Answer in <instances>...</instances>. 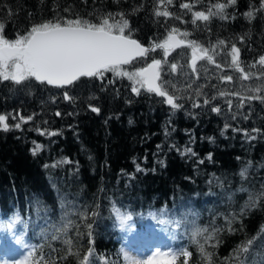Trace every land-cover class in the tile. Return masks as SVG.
I'll return each mask as SVG.
<instances>
[{
    "label": "trees",
    "instance_id": "1",
    "mask_svg": "<svg viewBox=\"0 0 264 264\" xmlns=\"http://www.w3.org/2000/svg\"><path fill=\"white\" fill-rule=\"evenodd\" d=\"M216 3L227 0H0L9 39L46 21L98 23L111 13L115 22L123 13L125 34L142 45L152 48L176 28L187 33L179 40L195 41L213 58L193 72L190 48L174 51L167 63L157 48L123 67L161 59V82L182 105L175 110L144 88L137 95L131 81L111 72L66 89L0 81V115L9 125L0 128L1 246L23 251L27 264H125L127 246L146 239L170 259L181 248L190 253L175 264H264V8L261 0H236L192 23L193 12L216 13ZM156 10L173 15L157 17ZM233 45L247 80L232 64ZM113 205L132 214L134 227H114ZM168 219L175 223H158Z\"/></svg>",
    "mask_w": 264,
    "mask_h": 264
},
{
    "label": "snow or ice",
    "instance_id": "2",
    "mask_svg": "<svg viewBox=\"0 0 264 264\" xmlns=\"http://www.w3.org/2000/svg\"><path fill=\"white\" fill-rule=\"evenodd\" d=\"M161 4L164 0H159ZM168 4L172 0H167ZM236 3V0H227V3H216L213 7L216 13L211 11L206 14L204 11H195L192 13V23L196 21H208L211 15L222 14L224 9ZM181 8L191 10L187 3L181 4ZM261 8H264V0H261ZM157 17H171L173 14L165 11L156 10ZM248 17H252L253 13H246ZM115 16L119 20L113 22V14L109 13L107 16L100 19L98 23L79 17L74 19H64L56 21H46L43 23L34 24L25 34H17L16 38L9 39L4 35V25L0 23V81H11L15 85H22L24 82L35 80L41 84L52 85L55 87H66L74 84L82 77H96L103 79L107 72L113 73L118 77H126L132 82V92L137 95L140 94V89L144 88L147 92L155 93L157 96L163 97L172 109H179L182 105L177 103L179 97H174L166 90L164 82H161L162 60L152 59L151 63L136 68L133 71L124 70L122 66L129 65L137 57H145L150 51L149 48L143 47L137 40L133 39L131 33H126L129 29V22L124 18L123 13H116ZM179 18V17H177ZM177 34L186 36L187 33H180L178 29L173 28L167 35V38L162 42L154 43L151 50L160 48L163 49V56L167 63V56L170 48L179 47L183 41L177 40ZM221 44L223 41L220 42ZM191 48V68L196 72L197 60L207 58L210 62L212 56L208 54L207 48H202L195 41L188 42ZM239 48L235 45L231 47L230 55L232 57V64L237 71L243 75V79L250 78L249 73H245L244 69L239 64ZM259 65L264 66V56H261L258 61ZM220 67L219 64L216 65ZM256 65L253 64L252 67ZM177 65L171 64V70L176 71ZM223 80L231 81V76L222 77ZM159 82V83H158ZM258 92L259 89H256ZM223 95V93H221ZM255 99L257 97H251ZM65 100H72V97L67 91L64 92ZM205 105L209 104V100L203 101ZM229 106L231 102L229 101ZM193 107H200V104H194ZM214 112H219L218 107L211 109ZM91 111L99 112L97 107H92ZM59 115V113H57ZM23 120V118H21ZM26 122V121H25ZM15 127L19 128L20 124ZM0 128L7 131L9 125L7 117L0 115ZM55 135V133H52ZM39 149H33V154ZM139 170V167H138ZM243 175V173H241ZM111 211L115 215L121 213L120 209L113 205ZM152 219H156L155 214H151ZM19 222V217H16L7 225L11 229ZM158 223L171 225L175 221L160 220ZM179 227V225L177 224ZM26 228L27 225H24ZM91 227V226H89ZM3 228V225H0ZM171 239L175 240L177 237L172 235L168 229ZM200 229H194L193 234L198 235ZM23 235L17 240L21 243ZM248 245L252 244L249 240ZM29 249L28 245H25ZM242 252H248V246L241 248ZM183 254L188 257L190 253L183 248L175 251L172 254V259L164 261L163 264H175V259L178 255ZM29 254L31 252L29 251ZM161 251L156 250L155 255H160ZM168 253H164L167 255ZM87 259V257H85ZM20 264H24L23 261ZM130 264H141L138 261H131ZM146 264H154L153 259L147 260ZM184 264H188L185 259Z\"/></svg>",
    "mask_w": 264,
    "mask_h": 264
},
{
    "label": "rangeland",
    "instance_id": "3",
    "mask_svg": "<svg viewBox=\"0 0 264 264\" xmlns=\"http://www.w3.org/2000/svg\"><path fill=\"white\" fill-rule=\"evenodd\" d=\"M141 243L142 242L139 241V244ZM10 252L12 253V256H14L15 254H19V255L15 256L13 259H7L6 257L5 258L2 257L0 258V264H20L21 261H23L24 264H27L26 255L22 256V252H14V253L13 251ZM153 257H154V264H163L164 261L170 260L168 256H164L161 254L155 255V252L151 251L148 248H145L144 245L142 247H139L138 245L137 250H135L134 252H131L129 250L128 252L124 253L125 264H130L131 261H138L141 262V264H146L147 260L153 259Z\"/></svg>",
    "mask_w": 264,
    "mask_h": 264
},
{
    "label": "clouds",
    "instance_id": "4",
    "mask_svg": "<svg viewBox=\"0 0 264 264\" xmlns=\"http://www.w3.org/2000/svg\"><path fill=\"white\" fill-rule=\"evenodd\" d=\"M132 220L133 216L131 213L121 212L114 217V227L119 231L130 229V227H134V225H131Z\"/></svg>",
    "mask_w": 264,
    "mask_h": 264
},
{
    "label": "water",
    "instance_id": "5",
    "mask_svg": "<svg viewBox=\"0 0 264 264\" xmlns=\"http://www.w3.org/2000/svg\"><path fill=\"white\" fill-rule=\"evenodd\" d=\"M176 39L177 40H179L177 37H176ZM143 46V45H142ZM143 47H145V46H143ZM184 47H188V43H186V42H183L179 47H173V48H170V50H169V53H171V52H173L174 50H177V49H180V48H184ZM191 52H192V50H191ZM140 58H144V57H137V59H140ZM136 59V60H137ZM191 59H192V57H191ZM136 60H133L132 62H134V61H136ZM198 61H200V59H198L197 60V62ZM189 65H190V68H191V60L189 61ZM125 66V65H124ZM191 70H192V68H191ZM86 78H89V77H86ZM39 83V82H38ZM46 84V83H45ZM49 86H52V85H49ZM70 86V85H69ZM69 86H66V87H62V88H68ZM52 87H54V88H61V87H55V86H52ZM155 94V93H154ZM156 95V94H155ZM157 96V95H156ZM163 98V97H162ZM164 99V98H163Z\"/></svg>",
    "mask_w": 264,
    "mask_h": 264
}]
</instances>
